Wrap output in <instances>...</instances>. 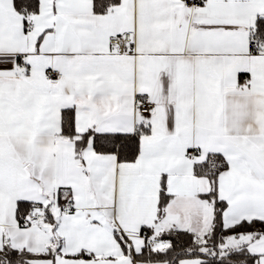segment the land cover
I'll return each mask as SVG.
<instances>
[{
    "label": "snow or ice",
    "instance_id": "1",
    "mask_svg": "<svg viewBox=\"0 0 264 264\" xmlns=\"http://www.w3.org/2000/svg\"><path fill=\"white\" fill-rule=\"evenodd\" d=\"M0 264H264V0H0Z\"/></svg>",
    "mask_w": 264,
    "mask_h": 264
}]
</instances>
